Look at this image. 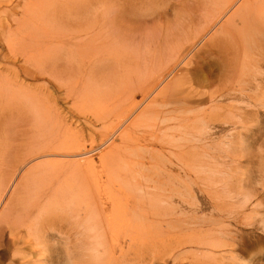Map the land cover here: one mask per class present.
I'll return each mask as SVG.
<instances>
[{
	"label": "bare ground",
	"instance_id": "6f19581e",
	"mask_svg": "<svg viewBox=\"0 0 264 264\" xmlns=\"http://www.w3.org/2000/svg\"><path fill=\"white\" fill-rule=\"evenodd\" d=\"M119 1L0 0V8H7L0 14V47L5 51L0 60L8 63V72H0V161L9 156L0 170V233L7 230L13 240L24 230L44 254L36 264H60L57 255L50 254L58 248L64 264H103L112 250L104 243L111 231H123L128 243L159 232L155 226L160 213L154 207L164 199L158 189L147 190L152 176L141 170L149 168L139 147L164 145L188 170L205 172L202 185L215 206L221 200L225 208L243 206L255 197L242 185H233L231 174L219 170L217 159L206 149L207 139H213L214 119L225 118L217 100L230 93L208 92L211 106L194 112L193 105L203 103L206 93L189 96L186 89H170V79L202 46L219 47L218 55L227 61L226 57H237L243 71L254 72L250 63L256 59L245 64L240 54L246 55L249 38L252 43L264 40V2L246 9L245 2L252 0H199L189 11L190 25H174L161 35L147 31L145 18L131 24L137 19L131 16L129 0ZM178 30L185 40L162 55ZM208 30L212 35L191 50ZM17 61L21 64L15 67ZM21 78L46 81L28 88ZM55 87L71 102L70 111L100 123L98 140L85 138L67 124L56 108L60 96L51 93ZM1 109H6L5 115ZM227 114L229 120L241 119L237 113ZM179 131L185 135L179 136ZM222 137L218 146L226 155L244 142L243 135L231 131ZM97 147L109 150L97 154ZM158 154L151 153V160ZM97 164L107 169L103 176L95 172ZM158 166L155 163L151 170ZM134 173L145 175L138 179L131 177ZM217 221L222 229L203 240L215 249L226 246L224 235H231V241L234 237L223 229L224 220ZM261 224L264 227V218ZM64 226L67 232L59 230ZM53 237L62 244H48ZM10 242V248L0 249L2 258L9 257L6 264H13L19 254L14 240Z\"/></svg>",
	"mask_w": 264,
	"mask_h": 264
},
{
	"label": "rangeland",
	"instance_id": "374dc122",
	"mask_svg": "<svg viewBox=\"0 0 264 264\" xmlns=\"http://www.w3.org/2000/svg\"><path fill=\"white\" fill-rule=\"evenodd\" d=\"M198 1L129 0L128 5L132 11L131 16H135L137 19H133L131 24L136 25L145 18V26L150 34H166L165 32L172 31L171 27L174 25H176V28L190 25L188 23L189 11L191 12L192 8L196 7ZM122 2L123 0L119 1L121 4ZM263 2L264 0H252L245 2V7L246 9H252L255 8L252 5ZM5 9H7L6 5H2L0 14ZM182 16L186 17L187 20H181L180 17ZM127 24L129 23L127 22ZM182 30H178L179 33L168 40L166 47L161 51L162 55L163 53L166 55L169 49L171 51L174 50L179 41L185 40L186 37ZM220 32L215 33L214 36ZM208 35H212L209 30L205 36H201L200 41L195 46L193 45L191 50L199 48L201 40L204 41L206 37H209ZM257 37H260V35ZM249 40L251 41V46L248 47L244 38L247 53L243 57V52H241L240 60L248 64L252 59H256L255 62L253 61L254 64L250 63L254 72L243 71L245 69L241 67V61L239 62L236 59L237 57L229 56L226 57L229 60H225L224 56L216 53L219 47H214L210 50V48L202 46L191 58L190 64H179L176 67L175 76L170 79L172 80L170 89L175 87L180 90L186 89L190 92L189 96L196 92H205L203 103L194 104L192 108V111L199 113L211 106L207 100L208 92L213 94L218 92L230 93L217 100L225 112V118L214 119L213 127L210 130L211 134H213V139L211 141L207 139L206 147H210L206 149L211 152L215 160L217 159L219 170L228 171V176L231 174L230 182L233 185H242L244 190L252 191L255 197L250 200L251 203H246L243 206L241 203H234L225 208V203L222 200L218 201V206H215L202 185L204 181L202 176L206 174L205 172L202 170H191L190 168L188 170L187 167H184L176 160L173 152L167 151L168 148L164 145L153 143L144 147V149L139 147L137 150L143 153L144 159L147 161L145 167L149 168L148 170L141 168V170L152 176L147 190H151L153 187L155 191L158 189L161 194L160 197L164 199L160 206L157 204L154 207L160 213L157 215L159 225L155 226L159 232L154 234L153 237L151 234H147L143 238L138 237L139 239L128 243L123 238L125 235L123 231H111L104 243L106 245L110 243L112 250L107 251L103 264H264V227L261 224V219L264 218V56L262 57L259 54L261 49V54H263L264 40L256 43H252V38H249ZM222 43L219 45L225 44V42L224 44ZM1 52H5L2 47H0ZM20 64V61H17L13 65L17 67ZM7 66V62L0 60L1 73L8 72L6 70ZM41 79H37V82L36 80H24L22 78L18 80H20V83L22 81L24 86L33 88L35 85L45 84L46 80ZM100 80L104 82L105 79ZM237 83L239 85H236ZM56 89L58 88H52L51 93L60 96L58 97L59 100L56 99V108L58 107L61 116L65 118L64 120L67 124L77 130L80 129L85 138L88 139L90 135L98 140L99 136L97 133L102 130L99 126L100 123H95L92 117L89 119L90 115L88 114L86 116L77 114V116L76 112L70 111L71 102L64 98L62 99L61 88L58 89L60 92H56ZM159 101L160 98L158 99ZM4 110L6 109H3L1 113L5 115ZM227 111L231 114L237 113V115H241L242 120L236 118L229 120L230 116L226 115ZM195 125L193 124V127ZM232 127L234 131L231 130ZM230 131L243 135L244 142L242 147H237L234 153L226 155L222 152L220 145L218 146V142L224 139L222 137L223 134ZM178 135L184 136L185 132L179 131ZM115 136H118V134ZM108 150L97 147L95 153L104 154ZM198 150L200 153L201 149ZM158 151L159 154L157 153ZM151 153L158 154L154 161L151 160ZM8 157L1 159L0 170L5 167ZM133 158L138 159L137 156ZM189 158L191 159V157ZM155 163L159 166L152 171V166ZM23 168L19 170L18 174ZM106 171L107 169L103 168L101 164H97L95 172L98 175L103 176ZM143 175L134 173L131 174V177L140 179L144 177ZM112 185L113 183H111ZM189 188H191V191ZM219 218L227 223L225 225V223L221 222L224 225L223 229L229 230L228 232L230 234L233 233L232 236L234 235V237H232L231 241V235L230 237L229 235H224L226 237L225 242L228 241L231 244L227 242L225 247L215 249L213 246L210 247L206 243L207 241L203 243V240L206 237L208 238L211 233L222 229L221 224L217 221ZM208 220L214 222L208 224ZM59 230L67 232L65 226ZM68 232L71 233L73 231ZM49 233H54L56 237H60L57 231H49ZM72 237L73 235L71 234L70 238ZM11 239L12 237L7 230L0 233V249L10 248L12 246L10 241L13 242V240L16 248L19 249V254L13 257V264H36L39 259L44 258V254L40 253V246L28 239L24 230L16 233L13 240ZM50 239H48V244L51 241L62 244L58 238L53 237ZM50 254L57 255L60 264L65 263V257L61 254L60 248L56 251L50 250ZM2 255L3 251L1 250L0 264L8 263L9 257L2 258Z\"/></svg>",
	"mask_w": 264,
	"mask_h": 264
}]
</instances>
